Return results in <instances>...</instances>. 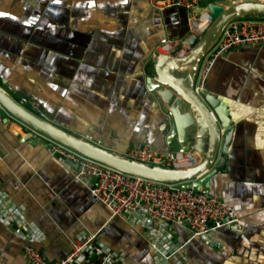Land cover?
Here are the masks:
<instances>
[{"label":"crops","instance_id":"crops-1","mask_svg":"<svg viewBox=\"0 0 264 264\" xmlns=\"http://www.w3.org/2000/svg\"><path fill=\"white\" fill-rule=\"evenodd\" d=\"M224 1L205 0L200 7ZM30 3L0 0L1 8L9 9H0V23L18 24L26 19L32 11ZM11 4L12 8H7ZM61 5L62 10L50 14L43 29L35 30L37 41L47 46L31 51L29 64L37 79L47 80L65 95L68 65L42 50L60 58H65V52H77L85 53L83 59L115 61L120 53L132 52V40L140 37V32L144 36V31L134 22L130 24L139 20L130 13L129 24L124 27L120 20L126 7L120 3L105 2L98 8L96 2L63 0ZM0 46V53L19 49L18 43L2 34ZM81 67L77 70L76 99L85 113L95 112L89 99H106L95 88L102 83V69ZM75 83L74 78L69 85ZM22 87L21 81L15 85L16 90L26 89ZM206 87L222 103L234 132L225 170L210 180L207 189L237 210L241 228L225 227L204 239L194 237L186 227L175 226L173 235L183 247V256L168 264H264V43L243 44L218 59ZM17 97L21 103L29 102L26 97ZM27 135L9 131L0 122V264H27L23 247L28 234L37 240L36 247L50 262L64 259L75 240L92 234L127 264L161 263L149 242L154 241V232L145 225L143 216L132 224L121 217L111 218L88 187L76 181L75 169L67 160L52 155L37 136ZM114 148L128 149L117 144ZM13 207L29 223L28 230L20 235L14 230L18 222L11 214ZM92 260L90 264H97Z\"/></svg>","mask_w":264,"mask_h":264},{"label":"water","instance_id":"water-1","mask_svg":"<svg viewBox=\"0 0 264 264\" xmlns=\"http://www.w3.org/2000/svg\"><path fill=\"white\" fill-rule=\"evenodd\" d=\"M61 1L29 0L30 16L18 24L0 23V34L19 45L11 54L0 53V121L9 131L43 135L133 176L186 184L195 190L207 188L210 180L225 170L234 132L222 103L209 93L206 83L197 89L200 65L230 23L264 19V0H225L190 11L185 7L161 11L153 7L151 0H87L96 2L98 8L110 1L123 4L126 11L120 22L128 26L127 15H138V22L131 20L130 24L134 22L143 29L144 36L140 32V37H134L132 52L123 56L120 53L115 61L83 59L85 53L77 52H65V58H60L42 50L43 54L65 60V78L69 82L76 79L72 86L65 80V95L47 80L37 79L29 64L33 60L30 52L47 46L37 41L35 30L43 29L49 15L62 10ZM6 6L12 8V4ZM195 10L214 19L201 38L189 34V18ZM168 42L177 44L169 53L159 52L158 48ZM80 66L102 69V83L95 88L106 99H89L95 112L85 113L76 99ZM20 81L26 89H15ZM18 95L29 102L21 103ZM115 144L135 149L147 146L161 155L171 153L173 158L193 147L201 161L190 169L151 166L123 156V150L114 148Z\"/></svg>","mask_w":264,"mask_h":264},{"label":"built area","instance_id":"built-area-1","mask_svg":"<svg viewBox=\"0 0 264 264\" xmlns=\"http://www.w3.org/2000/svg\"><path fill=\"white\" fill-rule=\"evenodd\" d=\"M205 0H151L158 10L185 7L189 11L199 9ZM236 3L243 0H234ZM211 15L195 10L189 18L190 31L201 38L213 23ZM264 43V19L246 18L235 20L225 29L216 46L202 60L197 77V89L203 87L208 75L218 59L243 44ZM176 42H168L158 48L161 53H169ZM25 102V100H23ZM1 122V121H0ZM38 137L48 146L50 153L65 159L75 169L77 182L88 187L97 202L111 213V218L121 217L133 223L143 216L145 225L154 232V241H149L152 251L160 264H168L171 259L183 256V247L176 243L173 228L186 227L194 237L209 239L214 231L225 227L241 228V219L236 209L216 197L209 189L195 190L186 184H169L133 176L86 157L43 135ZM132 161L164 168L190 169L199 165L201 158L193 150L178 153L175 158L161 155L149 147L128 148L121 153ZM11 214L18 222L14 230L17 235L29 228L22 220V213L13 207ZM163 233L161 232V229ZM23 255L27 264H127L117 252L110 251L98 242L96 235L80 236L72 244V250L62 260L50 262L36 247V239L26 235ZM174 248V249H173Z\"/></svg>","mask_w":264,"mask_h":264}]
</instances>
